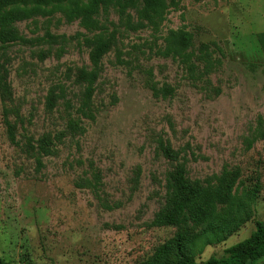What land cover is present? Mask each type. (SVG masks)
<instances>
[{
	"label": "rangeland",
	"instance_id": "obj_1",
	"mask_svg": "<svg viewBox=\"0 0 264 264\" xmlns=\"http://www.w3.org/2000/svg\"><path fill=\"white\" fill-rule=\"evenodd\" d=\"M12 8L21 17L0 26L16 37L0 39V264H140L180 232L202 261L264 220V0H105L86 19L70 2ZM181 170L225 199L168 225Z\"/></svg>",
	"mask_w": 264,
	"mask_h": 264
},
{
	"label": "trees",
	"instance_id": "obj_2",
	"mask_svg": "<svg viewBox=\"0 0 264 264\" xmlns=\"http://www.w3.org/2000/svg\"><path fill=\"white\" fill-rule=\"evenodd\" d=\"M19 0H0V26L10 23L11 21L20 18L16 8L6 10L8 6H13ZM58 3H68L73 5L70 18L81 16L88 18L94 14L101 2L105 0H56ZM163 0H146L148 10L154 11L159 8ZM40 11V8L33 10H25V15ZM46 11V10H45ZM259 41L264 46V32L259 33ZM0 39L3 41H12L16 37L6 30L0 33ZM189 37L184 36L180 44V50H185L188 46ZM108 44L99 43L92 54L93 66H98L101 56L105 53ZM188 59V58H185ZM81 77L87 83L92 84L97 78L95 71H83ZM0 85L2 80L0 77ZM92 88L86 89V96L92 97ZM176 194L172 203L171 210L161 219L162 222L168 225H179L182 222V217L185 213L191 215H200L208 212L214 205L225 199V196L220 191L212 192L203 190L200 186L190 185L185 177L184 172L178 171L175 178ZM231 222H227L224 226H228ZM221 229V228H219ZM226 231V230H224ZM214 237L220 241L226 238L228 234H223L220 231L213 233ZM196 244V243H195ZM194 243L185 233H178L157 247L154 254L146 261L140 264H255L258 260L264 257V220H256L255 228L245 239L232 244L224 249L223 254L217 256L212 255L206 260L198 261L195 258L193 251ZM173 252L176 259H172Z\"/></svg>",
	"mask_w": 264,
	"mask_h": 264
}]
</instances>
